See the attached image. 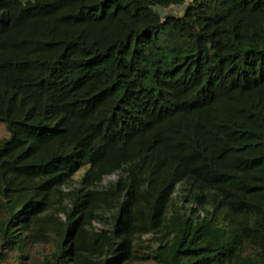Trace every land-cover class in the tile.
<instances>
[{"label": "trees", "instance_id": "trees-1", "mask_svg": "<svg viewBox=\"0 0 264 264\" xmlns=\"http://www.w3.org/2000/svg\"><path fill=\"white\" fill-rule=\"evenodd\" d=\"M0 122L3 249L264 264V0H0Z\"/></svg>", "mask_w": 264, "mask_h": 264}, {"label": "rangeland", "instance_id": "rangeland-1", "mask_svg": "<svg viewBox=\"0 0 264 264\" xmlns=\"http://www.w3.org/2000/svg\"><path fill=\"white\" fill-rule=\"evenodd\" d=\"M186 4L181 5H173L169 7H159L158 10L162 15L167 14H175L182 15L185 11ZM10 136L9 131L6 128L5 123L0 122V141L4 138ZM87 167L80 169L76 174L72 176L67 184L63 186L64 191H69L74 187L80 186V179L83 176ZM118 179L117 174H112L106 176L102 183L99 185L100 187H108L111 182H114ZM105 217H110V212L105 213ZM97 229H103V225L100 223L94 224ZM2 239L0 235V264H42V260L44 256L49 255L54 250V243H41L35 244L32 247L30 246L27 249L26 257H20V251L17 250H7L1 247ZM156 246V241L154 240V235L146 234L137 240L136 251L138 255H147L152 252L153 247ZM5 252L7 255L3 257L1 254ZM129 264H159L154 259L147 260H138L131 262Z\"/></svg>", "mask_w": 264, "mask_h": 264}]
</instances>
